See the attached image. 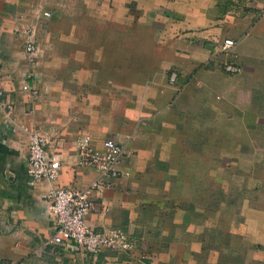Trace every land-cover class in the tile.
Wrapping results in <instances>:
<instances>
[{
  "label": "crops",
  "instance_id": "1",
  "mask_svg": "<svg viewBox=\"0 0 264 264\" xmlns=\"http://www.w3.org/2000/svg\"><path fill=\"white\" fill-rule=\"evenodd\" d=\"M224 37L238 73L221 66ZM0 85V264H264V178L222 203L220 148L205 140L264 136V0H0ZM25 125L63 154L57 179L28 177ZM82 133L123 144L86 220L124 230L128 249L49 241V187L97 176L77 165Z\"/></svg>",
  "mask_w": 264,
  "mask_h": 264
},
{
  "label": "built area",
  "instance_id": "2",
  "mask_svg": "<svg viewBox=\"0 0 264 264\" xmlns=\"http://www.w3.org/2000/svg\"><path fill=\"white\" fill-rule=\"evenodd\" d=\"M43 14L49 15V12L44 11ZM24 43L28 60L32 64L36 63L38 45L33 39H25ZM233 45V38L224 37L217 44V52L223 56L222 68L230 73H238L242 70V66L236 60ZM28 75H31V72ZM175 80L176 72L172 71L168 81L173 83ZM21 89L30 90L28 80L21 84ZM2 94L3 88L0 85V96ZM1 105L6 113L13 109V102L9 98ZM24 130L27 144L26 171L31 182L57 179L63 159L60 149L55 147L53 150H48L47 146L51 140L47 135L28 125L24 126ZM75 148L78 155L77 165L82 168H93L97 176L80 187L63 184L49 187L44 197L48 200V209L55 218L54 232L49 241L60 243L72 241L76 247L90 251H98L105 247L121 250L130 248L131 242L121 228L108 227L95 230L86 220V214L92 205L93 190L106 186L102 182L103 178L116 177L119 174L124 151L122 142L113 137H105L96 145L88 133H82L75 140Z\"/></svg>",
  "mask_w": 264,
  "mask_h": 264
},
{
  "label": "rangeland",
  "instance_id": "3",
  "mask_svg": "<svg viewBox=\"0 0 264 264\" xmlns=\"http://www.w3.org/2000/svg\"><path fill=\"white\" fill-rule=\"evenodd\" d=\"M67 1L61 0L64 4H67ZM205 140L206 145L210 143L211 147L213 145L216 148H220L222 163L221 178L223 179V184H221L223 190L221 193V197H223L221 198L222 203H225V200H227L224 197L228 196L231 187L232 189H236V187L244 188L245 186L239 183L249 184L251 181L249 177L251 175L264 178V136H253L251 138L244 136L206 137ZM230 178L235 179V181L236 179L239 180L233 184H229ZM224 206L227 208V205Z\"/></svg>",
  "mask_w": 264,
  "mask_h": 264
}]
</instances>
